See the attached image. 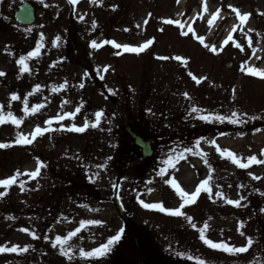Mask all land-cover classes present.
Listing matches in <instances>:
<instances>
[{"label":"rangeland","instance_id":"obj_1","mask_svg":"<svg viewBox=\"0 0 264 264\" xmlns=\"http://www.w3.org/2000/svg\"><path fill=\"white\" fill-rule=\"evenodd\" d=\"M25 1L31 26L14 20ZM179 1L0 0V90L18 97L21 121L0 123V180L20 173L0 185V247L18 248L0 264H264V163L250 162L264 160V76L248 71L264 66V0ZM233 113L244 122L216 119ZM126 127L153 140L152 157ZM205 178L185 203L177 187L191 196ZM117 234L106 254L81 255Z\"/></svg>","mask_w":264,"mask_h":264},{"label":"snow or ice","instance_id":"obj_2","mask_svg":"<svg viewBox=\"0 0 264 264\" xmlns=\"http://www.w3.org/2000/svg\"><path fill=\"white\" fill-rule=\"evenodd\" d=\"M70 2L74 4V3H76V0H70ZM236 14L240 17L241 22H243L245 19H247V15H241L240 12H239V10L236 11ZM168 23L179 25L181 22L179 20H169ZM189 30L191 31V29H189ZM183 35L187 36L188 35V32H183ZM41 39H43V36H41ZM56 39L59 40L60 37H57ZM197 39H199L201 41V43H203V38L202 37H197ZM228 39H231V36H229ZM105 43H113V44H115L114 41H111V42L110 41H105ZM148 43L150 44L151 41H148ZM224 43L226 44L227 43V40H225ZM97 46H98L97 43L95 41H93L92 42V47L95 48ZM115 47L119 48V47H121V45L115 44ZM123 47L125 48L126 51H130V52H140V51H143V48L129 47L128 45H123ZM144 47H147V45H144ZM205 47H208V45H205ZM237 47H239V45H237ZM211 51L215 53V52L218 51V48L213 45V46H211ZM38 54H39V46L37 47V49H36L35 52H30L28 55L29 56H33V55H38ZM26 59H27V57L21 56L19 58V60L17 61L22 66L21 69H20L21 72L28 71V65L25 63V60ZM164 59H166V57H164ZM175 59L176 60H182L183 58L180 57V56H177V57H175ZM106 70L107 69H105V71ZM248 71H250L254 75L264 76V71H258L255 68L248 69ZM189 74L192 75L191 73H189ZM3 75H4V73L3 72H0V76H3ZM193 79H197V78L193 75ZM197 82H199V80H197ZM36 87L39 88L40 86L37 85ZM61 87H63V86H61ZM81 87H83V85H81ZM53 90L55 91L56 89L54 88ZM233 93H235V89H233ZM184 95L187 96L188 94L185 93ZM12 98L13 99H18V97L15 94H13ZM233 98H235V97H233ZM24 105H25V111H27V105H28L27 99L24 100ZM2 107L3 106L0 105V108H2ZM39 107H42V106L41 105H37L36 106V108H39ZM33 111H35V109H33ZM68 115H72V114L71 113H68ZM96 115H97V118H99L100 113H97ZM6 118L7 119H11L12 122L15 123V124H17V125L21 123L20 120L16 119V117L13 115V113L11 111H9L7 113V117H5L4 115H0V123H2ZM60 119H62V117H60ZM205 119H207V117H205ZM216 119L220 120L221 122H223L224 120H229L232 123H242V122H244L242 119H240V118L237 117V114L236 113H233L232 116H217ZM47 123L49 125H51L52 121L49 120V121H47ZM86 126L87 125H85V127ZM76 130L77 131H83V128H77ZM43 131H45V130L44 129H41L40 127H37L36 130H35L34 135L41 134ZM16 142L19 143V144H29V143H31V140H29L27 137H25L23 133H20L19 139ZM211 143L215 144V141L213 140V141H211ZM0 147H6V145H0ZM227 154H228V156H230L235 161V163L239 164L241 168L247 167V165L240 163L239 159H237L234 156L233 153L228 152ZM205 162H207V161H205ZM250 162L264 163V160H257L256 156H252L250 158ZM165 163L166 164H170L171 163V158L168 161H165ZM164 171H165V169H161V172H160V175L161 176L164 175ZM39 173H40V168H37L34 172L31 173V175L33 177H35V176H38ZM19 175H20V173L17 172L16 175L13 176V177H11L10 179L0 180V185L8 186V185L12 184L16 180L17 176H19ZM256 178L258 179L259 177H256ZM166 183H173V182L172 181H166ZM207 183H208V181L205 180L200 185V187L196 189V192L194 194H192L191 196H189V194L187 192H184L183 190L179 189L175 184H173V186L174 187H177V191L180 192V194H181L182 197H186L185 203H190V202H192V201L195 200L196 196L199 195V193H200V191H201L202 188H205V185H207ZM207 191L210 192L211 189L209 188V189H207ZM218 195H223V193H218ZM140 202H141V204H143V206L145 208H157L161 212L174 213L176 215H181L182 214L179 209H169V208H166V207L163 206L162 203H159V204H145L143 200H141ZM228 203H230V204H237L238 205L239 204V201L238 200H228ZM181 207H183V205ZM188 219L191 220V217H189ZM99 223H100V221H98V220H88V221L82 222V225L81 226L83 227L86 224H99ZM192 227L195 228L196 225L195 224H192ZM208 227H209L208 224L205 223L204 224V228L206 229ZM23 231L27 232L28 229H23ZM79 231H80L79 228L76 229V232H79ZM123 231L124 230L121 228L120 229V233H122ZM71 235H75V233H72ZM33 236H35V233H33ZM120 238H121L120 237V234L114 235V236H112L107 241L106 244H103L100 248H97V249L93 250L92 252H84V251H82L81 252V255L82 256H85V257L102 256V255L106 254L107 251H109L111 249V246L115 242L119 241ZM200 238L202 240H204V242L206 244H213V242L211 240L205 239L203 230H201ZM56 241L57 242H61L62 241V238L60 236H57L56 237ZM53 246L55 247V244ZM221 246L222 245H213V247H221ZM223 247H224L225 251H232V249H229L227 247V245H223ZM17 250H18V248H16V247H13V248L0 247V252H4V251H17ZM23 250L24 251H27V248H24ZM62 251H63V249H62ZM239 251L240 252H243V251H245V249L244 248H240ZM64 254L67 255L68 253L67 252H64ZM69 259H71V256H69Z\"/></svg>","mask_w":264,"mask_h":264},{"label":"bare ground","instance_id":"obj_3","mask_svg":"<svg viewBox=\"0 0 264 264\" xmlns=\"http://www.w3.org/2000/svg\"><path fill=\"white\" fill-rule=\"evenodd\" d=\"M185 4V0H180L179 1V5L180 6H184ZM225 20V17L222 16V18H220L219 22L220 21H224ZM261 59V54L259 52H257L253 57L252 59L250 60L249 62V65L250 66H254L255 64H257ZM261 71H264V66L260 68ZM12 94H9V93H5L3 90H0V105H2L3 107L0 108V115H4L5 117H7V113L9 111H11L13 113V115L15 116L16 113H17V110L15 108V103L17 101V99H13L12 98ZM33 97V96H32ZM42 99V96H40V98H35L32 100L31 104H35V105H38V101H40ZM29 104V103H28ZM24 101H21L19 103V106L20 109H23L24 110ZM28 107V105H27ZM7 121H12L11 119H5ZM206 180V178L204 179V181ZM194 184V181H192L191 185ZM195 186V185H194Z\"/></svg>","mask_w":264,"mask_h":264},{"label":"water","instance_id":"obj_4","mask_svg":"<svg viewBox=\"0 0 264 264\" xmlns=\"http://www.w3.org/2000/svg\"><path fill=\"white\" fill-rule=\"evenodd\" d=\"M35 19L36 10L30 3H23L15 13V20L23 25H30L34 23ZM128 131L130 130L128 129ZM132 136L135 138L136 145L140 146L143 149L144 156H151V141H144L140 136H137L135 134H132Z\"/></svg>","mask_w":264,"mask_h":264},{"label":"flooded vegetation","instance_id":"obj_5","mask_svg":"<svg viewBox=\"0 0 264 264\" xmlns=\"http://www.w3.org/2000/svg\"><path fill=\"white\" fill-rule=\"evenodd\" d=\"M150 264V263H149ZM169 264H173V263H169ZM186 264H190V263H186Z\"/></svg>","mask_w":264,"mask_h":264}]
</instances>
